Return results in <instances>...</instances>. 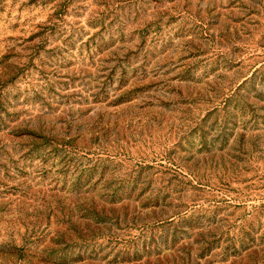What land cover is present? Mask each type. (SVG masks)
<instances>
[{
  "label": "rangeland",
  "instance_id": "obj_1",
  "mask_svg": "<svg viewBox=\"0 0 264 264\" xmlns=\"http://www.w3.org/2000/svg\"><path fill=\"white\" fill-rule=\"evenodd\" d=\"M0 264H264V0H0Z\"/></svg>",
  "mask_w": 264,
  "mask_h": 264
}]
</instances>
